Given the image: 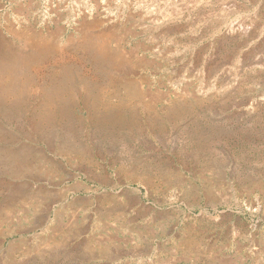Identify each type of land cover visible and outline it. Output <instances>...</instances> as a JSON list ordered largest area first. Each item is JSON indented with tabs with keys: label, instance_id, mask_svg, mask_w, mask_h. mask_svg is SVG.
I'll list each match as a JSON object with an SVG mask.
<instances>
[{
	"label": "rangeland",
	"instance_id": "374dc122",
	"mask_svg": "<svg viewBox=\"0 0 264 264\" xmlns=\"http://www.w3.org/2000/svg\"><path fill=\"white\" fill-rule=\"evenodd\" d=\"M0 264H264V0H0Z\"/></svg>",
	"mask_w": 264,
	"mask_h": 264
}]
</instances>
